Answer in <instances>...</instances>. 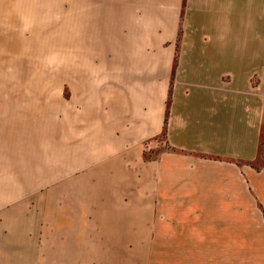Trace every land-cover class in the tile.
<instances>
[{
	"label": "crops",
	"instance_id": "crops-1",
	"mask_svg": "<svg viewBox=\"0 0 264 264\" xmlns=\"http://www.w3.org/2000/svg\"><path fill=\"white\" fill-rule=\"evenodd\" d=\"M64 8L7 48L99 72L69 81L49 172L0 104V264H264V0H0V25L37 40Z\"/></svg>",
	"mask_w": 264,
	"mask_h": 264
},
{
	"label": "rangeland",
	"instance_id": "rangeland-1",
	"mask_svg": "<svg viewBox=\"0 0 264 264\" xmlns=\"http://www.w3.org/2000/svg\"><path fill=\"white\" fill-rule=\"evenodd\" d=\"M64 13L65 8L63 11L44 16L42 27L45 25V28L42 31L41 27L37 40L33 39L34 35L25 23L21 26L12 25L11 30L6 25H0V104H9L11 110L20 111L21 116L25 113L28 132L30 127L34 128V125L37 127L40 138L35 146L37 145V157L40 161L37 159L34 167L31 166L33 162L28 161V169H41L43 172H49L51 167H57L54 154L67 140L66 120L68 102L72 101L70 92L72 84L77 83V79H82L85 74L88 76L90 72H99L98 65L73 64V54L70 55L67 64L66 49H43L42 57L39 56L37 60L39 63L35 66L31 63L35 56L34 50H27L28 53L24 54L17 49L10 51L7 47L10 43L21 44V40L24 41L22 46L37 47L41 45L42 37L44 39L58 36L63 29L66 30L65 25L61 23L65 20ZM51 20L55 22L52 26L49 24ZM42 44L49 45L50 42ZM69 81L71 89L68 86ZM162 142L163 136H160L157 143ZM29 148L28 141V150ZM31 148H34V145ZM253 166H264V146L260 148ZM50 180L49 176L43 177L42 184L49 185Z\"/></svg>",
	"mask_w": 264,
	"mask_h": 264
},
{
	"label": "trees",
	"instance_id": "trees-1",
	"mask_svg": "<svg viewBox=\"0 0 264 264\" xmlns=\"http://www.w3.org/2000/svg\"><path fill=\"white\" fill-rule=\"evenodd\" d=\"M168 102H169V101H168ZM168 104H169V103H167V106H168ZM165 125H166V120L164 121V126H165ZM255 168L257 169L258 167H255Z\"/></svg>",
	"mask_w": 264,
	"mask_h": 264
}]
</instances>
